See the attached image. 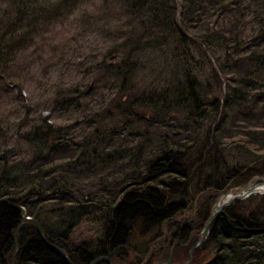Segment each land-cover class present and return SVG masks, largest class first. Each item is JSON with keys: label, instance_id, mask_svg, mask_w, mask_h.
Wrapping results in <instances>:
<instances>
[{"label": "trees", "instance_id": "16d2710c", "mask_svg": "<svg viewBox=\"0 0 264 264\" xmlns=\"http://www.w3.org/2000/svg\"><path fill=\"white\" fill-rule=\"evenodd\" d=\"M97 1L0 0V90L13 74L16 57L49 40L44 38L48 30L43 28L50 29L51 23L70 19L78 10H84L83 15L89 12V19L95 24L111 26L116 23L125 32V39L116 50L124 60L105 62L102 70L119 81L118 91L109 104L120 118L119 127L100 126L93 137L74 144L51 133V126L45 121L31 124L30 130L20 133L17 139L36 154L32 164L43 155L45 167H23L18 172L15 162L20 156L16 152L19 142L12 145L0 123V264H67L59 251L43 242L34 224L22 223L15 205L25 207L27 215L43 226L45 237L68 250L74 264H90L114 250L120 253L132 239L144 237L153 229L161 230L184 205V202L180 206L166 205V199L183 194L186 187L193 185L195 174L208 170L203 185L215 186L221 193L243 188L258 176L251 171L264 158V0H100V5ZM245 35L247 38L241 42ZM196 40L200 41V46ZM230 44L237 50V58L229 64L230 53L227 52L221 62L214 47L227 50ZM116 52L113 49L107 54ZM210 55L216 59L223 75L226 66L237 72L233 73V85L228 84L223 100L198 77L201 65L194 58H210ZM141 56L170 58L174 75H177L174 85L166 89L160 87L162 90L147 88L140 94H132L134 69L137 68L133 58ZM153 63L156 64L154 60ZM214 73L218 78V71ZM106 114L115 123L108 110ZM104 119L100 121L103 123ZM211 120L212 126L205 132L202 124ZM134 123H146L150 130L162 126L167 131L157 139L156 147L150 146L149 150L148 146H133L136 141L125 135L129 131L132 137L140 138L133 134V130L140 127L133 126ZM210 132L213 134L209 135ZM119 138L128 140L113 149ZM226 145L237 149L239 155L250 153L256 158L251 160L250 156L246 165L231 162L232 168L231 165L228 168H224V164L214 165L216 150H223ZM69 150L77 156H72L67 164L72 166L75 175L82 173L76 175L80 181L105 177L102 175L105 170L113 167L118 173L120 171L121 182L114 187H123L120 191L125 193L122 202L109 204L105 209V201L94 203L100 196L79 194L77 189L74 190L80 197L72 198L64 175L57 176L54 171L56 162L63 157L57 158V155ZM122 160L124 165H121ZM161 162H166V166L161 167ZM186 162L189 163L187 167H191L188 170L183 166ZM89 199L92 202H88ZM47 200L69 205L66 221L71 218V224L64 221L65 225L56 224L54 229L50 228L51 232L47 230L44 220H40ZM79 200L85 205H78L76 201ZM260 207L253 206L250 198L234 203L225 214H219L205 244L195 251L197 262L264 264V223H261L264 205ZM210 208L211 205H206L200 213L199 227H204L212 214ZM257 209H261V213ZM93 210L106 213L107 218L102 216L105 222L101 224L106 238L103 242L84 243L78 251L74 250L76 255L73 256L67 245L71 231L90 217ZM197 225L194 223L191 229ZM169 226L171 235L164 241V251L152 252L145 259L146 264L167 260L173 244L176 251H181L182 245L187 243L192 232L189 225L179 227L173 223ZM119 253L112 258L114 264ZM178 259L181 260V256Z\"/></svg>", "mask_w": 264, "mask_h": 264}, {"label": "rangeland", "instance_id": "374dc122", "mask_svg": "<svg viewBox=\"0 0 264 264\" xmlns=\"http://www.w3.org/2000/svg\"><path fill=\"white\" fill-rule=\"evenodd\" d=\"M100 3V0H98L96 4L100 5ZM89 8L92 10V7ZM83 11H76L66 21L51 23L53 25L50 29L48 26L44 27L43 30L48 31L43 36L44 38H49V40H45L44 45L39 44L38 40L37 45H39L37 47L16 57L13 65L15 66L13 74L9 79L5 80L3 89L0 90V123L3 124L6 133L9 135L8 137L11 139L12 145H16L15 142H19L17 136L20 133L30 130L31 124L34 125L42 121H45L46 125L51 126V133L59 134L60 137L68 141L70 140L74 144L93 137L98 132L100 126H111L114 128L122 124L120 118L114 114L112 105H109L111 100H114L116 92L118 91L119 81L114 80V78L111 79L102 70L104 69L105 62L108 64L111 61L121 63L124 60L123 56L119 52L117 53L116 50H119L118 45L124 41L125 32H122L116 23L111 25L114 27L113 29H110L111 26H106L102 23L95 24L89 19L90 13L86 11L85 15H83ZM92 22L94 26L90 25ZM40 35L41 33L39 37ZM246 38L247 35L241 39V42H244ZM196 42L200 46V41L196 40ZM198 48L195 49L198 50ZM113 49L116 54L108 55L107 53H110ZM226 49L218 50L214 47L218 59L221 56V62L224 61V56L229 52V64H231L237 58V50H234L233 44L228 45ZM211 58L214 65L212 62L210 64V58H194V61L201 65L198 77L202 83H205L213 90L216 97L223 100L229 88L228 84L233 85V73L236 74L237 72H234L233 69L227 68L226 66L227 72L225 71V75H223L218 69L216 59L214 57ZM153 60L156 64L153 63ZM133 61H135L137 68L134 69L131 87L132 94H140L147 88L153 89L157 87L158 90H162L161 88L163 87L166 89L174 85V80L177 78V75H174V64L170 58L160 57L154 59L151 56H141L133 58ZM217 70L219 71L218 78L214 73ZM171 71L172 74L170 75ZM107 110L112 115L115 123H112L111 117L106 114ZM103 118L105 119L102 123L100 120ZM126 118L129 119V117ZM126 118H123L124 121ZM210 123H212V120L206 125L202 124V126H205V132L208 130V127L212 126ZM145 125L147 124L138 123L136 125L134 123L133 125L136 127L140 126L139 130H133V134L140 136L139 139L132 137L129 131H126L125 135L136 141L133 146H148L150 150V146L153 148L156 147L157 139L167 130L162 126H156L153 130H150ZM213 129L212 131L214 132ZM147 134L149 135L146 139L145 136ZM212 134L211 132L209 133V135ZM57 135H55L56 139H58ZM126 140L128 139L119 138L113 149L117 148L120 143ZM223 142L226 143L225 140ZM20 143L16 146V152L18 151L20 154L19 158L18 156L16 158L17 162H15V167H18L16 169L18 172L23 167L30 166L33 169L38 167L42 168V166L45 167L46 160L43 155L38 156L36 163L32 164L36 154L31 153L26 144L23 146ZM216 151L218 155L214 154L216 161L213 164L218 166L224 164V168H228L229 165L232 168L234 164L231 162L246 165L251 156L250 153L247 156L239 155V151L229 145H226L223 150L218 149ZM75 154L70 153L69 150L68 153L64 152L61 155H57V158L63 156V160L59 159L56 162L57 166L54 168V171H57V176L64 175L65 183L70 186L68 189L70 190L71 197H76L75 195H78V193L93 196L98 195V197L100 196V200H95L94 203L97 204V202H100L101 204V202L105 201V209L109 204L114 203L115 205L122 202L125 193H121L120 191L123 187H114L121 182L118 176L120 171L118 173V170L113 167L109 171H106L107 169L105 170V173L102 174L105 177H95L80 181L76 175H81L82 173L75 175L71 170L72 166L67 164L72 156H77ZM255 158V155L253 157L251 156V160ZM262 160V163L252 168L253 171L251 173L257 174L258 176L249 181L248 184L251 186L255 184L264 185V158ZM11 161L14 160L11 159ZM189 161L191 162V160ZM121 165H124V160L121 161ZM183 166L187 167L189 163L186 162ZM189 168L191 167H187L185 170ZM196 168L194 172L197 170ZM18 172L14 171V174L17 175ZM207 172L208 170H203L197 174L198 176L195 174L191 181L193 185L186 187L183 194L177 193L171 200L166 199V205L174 204L180 206L182 205L181 202H184V205L180 208L181 210L177 212L176 217L164 223L161 230L156 231L153 229L144 237L132 239L128 246L120 251V256L118 255L116 257L117 261L115 264H146L148 261H145V259L147 260L152 252L164 251V245H166L164 241L168 240L169 235H171L169 224L171 226L173 223L174 225L178 224L179 227L189 225L191 229L194 223H198L197 226H194V230L191 229L192 232L189 235L187 243L182 245V250L176 251L175 244H173L170 251V258L164 260H171L173 264L187 263L191 249L200 242L204 234V227H199L201 220L199 219L201 218L200 213L206 208V205H211L210 209L213 210L224 195L235 190L232 189L221 193L219 190H216L215 186L210 187L211 185H208L205 187L203 184L207 181L205 176ZM74 189H77L78 193ZM251 199L253 206L261 205L260 208L262 209L264 205V192L262 195L258 194L251 197ZM80 201H76L78 205H85L84 202L80 203ZM62 202L47 200L43 204L40 220H44H42L45 224L43 225L50 232L52 230L50 228L53 227L54 229L56 224L61 227L63 224H71L73 221L71 218L66 221V217L69 215L68 211H70L71 207ZM88 202H92V199H89ZM261 209H257V212L261 213ZM93 211L89 214L90 217L83 219L80 225H77L71 231L70 240L67 245H69L68 248L71 249L70 252L73 256L76 255L75 251L79 250V246L84 243H94L93 241L103 242L106 238V234L103 235L104 229L101 226L105 222V218H107L106 213ZM262 212H264L263 209ZM102 216L105 218H102ZM31 218L33 219V217ZM261 223H264V218ZM41 227L43 228L42 225ZM161 234L163 237L160 236ZM206 240L207 237L198 247L193 249L189 264H199L195 251L203 247ZM59 248L65 252L70 262L74 264L71 259V254L67 252L68 250ZM108 256L109 254L105 257ZM179 256H181V260L178 259ZM204 257L206 255L203 256V259H205ZM175 259L179 261H175Z\"/></svg>", "mask_w": 264, "mask_h": 264}, {"label": "water", "instance_id": "95a60500", "mask_svg": "<svg viewBox=\"0 0 264 264\" xmlns=\"http://www.w3.org/2000/svg\"><path fill=\"white\" fill-rule=\"evenodd\" d=\"M161 166H163V167L166 166V163L162 162ZM259 186L260 185L249 186L248 188L244 189L241 192L225 195L223 197L222 202L220 201L217 204L214 212L212 213L210 218L207 220V222L205 224V228H204V235L202 236V238L200 239V242L195 247H197L200 243H202L204 241V239L207 237V235L209 234V230H210L211 224L214 222V220L216 219V217L219 214L224 213L225 209L227 207H229L230 205H232L234 202L244 201L245 199L249 198L250 196L257 194L258 193V189L260 188ZM14 207L21 212L20 216H21V219H22L23 223L24 222L34 223L36 225V227L38 228V230H39L41 239L48 246L53 247L54 249L58 250L64 256V258L68 262V264H72L63 250H61L59 247H57L56 245L52 244L50 241H48L46 239L44 230L41 227L40 223L37 220L32 219L29 216H26V211H25L24 207L19 206V205H15ZM195 247L193 249H195ZM193 249H191V251H190L189 261L187 263H183V264H189L191 262V253H192ZM115 254H117L116 250L113 251L108 257H101V258L93 261L91 264H97L99 262H107L108 264H113L112 257ZM158 264H173V262L171 260H168V261H164V262H161V263H158Z\"/></svg>", "mask_w": 264, "mask_h": 264}, {"label": "bare ground", "instance_id": "6f19581e", "mask_svg": "<svg viewBox=\"0 0 264 264\" xmlns=\"http://www.w3.org/2000/svg\"><path fill=\"white\" fill-rule=\"evenodd\" d=\"M262 188H259L258 191H262L264 189V186H261ZM100 263V262H99Z\"/></svg>", "mask_w": 264, "mask_h": 264}]
</instances>
